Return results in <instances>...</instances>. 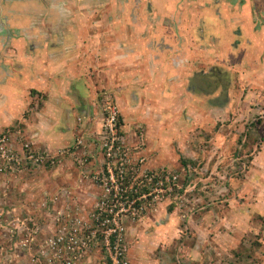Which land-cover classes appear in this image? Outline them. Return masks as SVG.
<instances>
[{
	"label": "crops",
	"instance_id": "1",
	"mask_svg": "<svg viewBox=\"0 0 264 264\" xmlns=\"http://www.w3.org/2000/svg\"><path fill=\"white\" fill-rule=\"evenodd\" d=\"M0 1L10 5L12 12L0 11V39L5 45L1 52L8 57H5L7 73L3 72L0 60V131L22 127L26 140L34 148L57 151L71 144L83 130L99 129L101 115L97 99L102 97L122 108L121 123L127 125L125 130L131 140L136 139L134 131L138 123L153 129L144 136L143 154L149 168L166 166L179 172L181 179H192L189 190L197 210L189 230L185 235L179 233L178 238L167 239L169 235L165 231L172 229L175 235V227L168 219L158 218L159 214H148L129 223L125 232L129 263L264 264V107L249 110L253 99L264 98L262 88L257 92L259 95L253 86L244 88L245 93L240 89L237 93L243 101L239 108H235L238 103L230 86L228 90L217 88L202 102L199 99L195 102L190 92L171 93L179 76L164 74L163 62L156 51H143L147 58L149 54V63L143 61L145 73L153 81L146 86L132 71L129 63L134 57L127 52V35L147 36L143 31L145 16L131 15L115 31L123 0ZM240 3L241 0H221L203 19L208 43L218 45L226 31L232 33V23L223 36L220 28L223 18L233 16ZM184 8L183 4L176 10L172 1L167 10L147 13L150 24L165 25L163 29L172 34L171 45L181 41L182 34H190L185 27L177 31L173 28L176 19L181 18L179 10ZM263 8L264 3L259 9ZM260 43H264V38ZM256 51L264 58L262 47L255 48L250 57H255ZM180 58L169 53L167 61L177 65L174 69L186 76L179 66ZM21 75L26 77V83L19 95L13 83ZM222 77L237 82L233 73ZM116 79L122 81L118 83ZM170 80L174 83L170 84ZM253 80L264 87V76L261 80L255 76ZM65 86L78 95L77 99L73 97L76 105H67L66 97H61ZM31 91L35 94L31 95ZM124 112L129 121L123 119ZM79 116L82 121L77 119ZM235 120L241 124L233 131ZM151 136L164 140L163 147L157 145L155 152H151ZM203 143L201 153L196 148ZM238 151L242 153L238 155ZM157 157L166 160L163 163ZM66 166L67 163L61 168L45 170L50 178L66 179L65 187L59 190L62 199L56 210L77 207L74 214L85 217L99 192L88 180L80 178L76 167ZM198 169L203 173L195 177ZM39 181L30 182L33 185L30 193ZM198 181L204 184L197 185ZM208 193L212 200L216 198L213 204L208 203ZM222 203L226 206L220 212L212 208ZM4 232L0 229V238ZM4 238L0 242L7 241ZM179 239H183L182 250H177ZM6 254L0 256V264H27ZM100 259V251L93 250L81 262L100 264Z\"/></svg>",
	"mask_w": 264,
	"mask_h": 264
},
{
	"label": "built area",
	"instance_id": "2",
	"mask_svg": "<svg viewBox=\"0 0 264 264\" xmlns=\"http://www.w3.org/2000/svg\"><path fill=\"white\" fill-rule=\"evenodd\" d=\"M100 110L104 117L102 131L88 137L92 144L87 151L81 139L52 151L34 148L22 127H6L0 132V176L51 170L70 160L80 178L99 192L85 217L74 214L77 207L66 206L51 218L45 217L53 230L45 227L46 234L41 236L35 225L27 233L31 240L19 239L28 251L29 245L35 244L30 259L34 264H82L93 250L100 251V264H128L127 225L156 211L162 203L171 204V198L178 200L177 174L147 165L141 125L134 131L136 139L128 140L118 107L107 99L100 104ZM16 233L24 236L23 232L9 230L10 238H17ZM38 235L41 239H37Z\"/></svg>",
	"mask_w": 264,
	"mask_h": 264
},
{
	"label": "rangeland",
	"instance_id": "3",
	"mask_svg": "<svg viewBox=\"0 0 264 264\" xmlns=\"http://www.w3.org/2000/svg\"><path fill=\"white\" fill-rule=\"evenodd\" d=\"M123 1H122V3H123ZM129 13L130 12L127 11L124 16H126V19L130 20V18L128 16ZM133 16H135L137 18L136 14ZM125 26H127V25H125ZM120 27H121V23L118 20V23H117L116 27L114 28L115 31H118V28L120 29ZM262 38H264V33H262ZM260 47L264 48V43L259 42L257 45H255L254 48L248 49L247 53L243 54L241 52L239 60H236L235 62H231V61L225 62V64H229L230 67L231 66L233 67L232 73L235 76H237L236 77L237 82L235 83L234 80H231V84H230L231 93H234V98H235V100H237L236 102L238 103L237 106H235V108H237V107L239 108V105L243 101L241 98H239L238 93H237L240 89H242V92H244L245 91V90H243L244 88H246L247 86H253L254 90L256 91V94H258L257 92H258V90H260V88H262V91H264V87L263 86L261 87V83L257 84L259 81L254 82V80H253L255 76H258V78L260 80L264 76V58L259 54L258 51H256L257 53H256L255 57H250L251 52H253L255 50V48H260ZM97 58L99 59V57H97ZM237 61H239V62H237ZM204 69L206 70V68H204ZM217 69L218 68H216L215 70H217ZM239 71L242 74V76H240L238 78ZM119 81L121 82L122 80L116 79L115 82L119 83ZM168 82L170 84L174 83L173 80H170ZM118 83H117V86L120 88L121 85ZM262 83H264V82H262ZM76 87L80 92L79 84H77ZM18 94L21 95L22 92L18 93ZM261 94L264 97V92ZM161 98H160V100H161ZM250 98H251V96H250ZM205 99H203V97H202L199 100L202 102ZM105 100H107V99H104L102 97L100 99H97L98 111H99V114L101 115V125H100L99 129L94 130V131L93 130H87V131L83 130L82 134L75 137L74 141H72L71 144H73L77 139H81V140H83L82 143L85 144V146H86L85 150L87 151V149L89 148V145L92 144L91 140H89L88 137L98 136L100 134V132L102 131L101 128H102V123H103L104 117L102 115V111L100 110V104L103 103ZM253 100L254 101L250 104L249 110H252L254 108L260 109V108L264 107V98L263 99L255 98ZM116 106L118 107L117 104H116ZM118 109H119V107H118ZM119 110L122 111V108ZM125 115L126 114L124 112L123 117ZM77 119L80 121L81 117L79 116ZM123 119L125 121H129L128 117L127 118L124 117ZM130 120H132V117H130ZM238 123H240L238 120L234 121L233 124L235 125V127H234L233 131L235 130V128L238 127L237 126ZM140 125H141L140 130L142 131V133H144L143 128H142V124L140 123ZM122 126H123L124 130L127 129V125L122 124ZM146 131H147V133L152 132L153 129L149 126V127H147ZM127 134H128V132L126 131V138L128 140H131V138L128 137ZM145 134H146V132H145ZM145 134H144V136H146ZM149 138H150V143H151V152L156 151L157 145H159V147H161V148L163 147L164 140L161 141V140H159V138H155L153 136H151ZM244 143H246V142H244ZM71 144H69V145H71ZM69 145H67V146H69ZM204 146H205V143H203L202 145H200L196 149L201 150V153H203ZM250 150H251V148H250ZM241 153H242V151L237 152L238 155H240ZM157 159L163 163L166 160V159L160 158V157H157ZM65 163H67L66 167H68L70 165L76 167V165L72 164L70 160L65 161L62 164V166ZM186 164H189V163L186 162ZM62 166H58V168L59 167L61 168ZM156 168H159V170L164 169L165 172H174L175 174H177V183H178V186L180 189H179V192L178 191L176 192L175 197L178 198V200L173 201V198H171V201H170L171 204L169 202H167L166 204L162 203V205H160L159 208L157 207L158 210L156 209V211H149L147 213L149 214V216H155V215L159 214L158 218L163 217L164 221H166L168 219L170 222H172L173 223L172 225L175 227V235H174L173 230L169 229L168 231H165V234L167 233V235H169L166 238L167 239L178 238L177 235L181 236L179 233L183 232L182 235H185L184 234L185 231L189 230L190 225H192L191 224L192 220H193L192 217L195 215L194 213L197 210L196 201H194L192 199V195H191L190 190H189V187L191 185L190 181L192 179L190 180L188 177H184L183 179H181L179 172L170 170L166 166H160V167H156ZM72 169H74V168H72ZM151 169H155V168H151ZM25 171H28V170H25ZM191 171L194 172L192 166H191ZM199 173H203V170L198 169V173L196 172L195 177H200ZM47 176L49 177L50 175H49V173L45 172L44 168L38 169L37 172L35 171L34 173L33 172H31V173L23 172L20 175L19 172H15L12 174H3L2 176H0V229H1V233L3 230H5L4 236L7 239V241H5L4 243H2V241L0 242V256L6 252L7 253L6 255H10L12 258H19L20 261L23 260L27 264H34L33 262L30 261V259H31V254L35 251V244H30L29 245L30 251H28V248L24 249V247H22L20 245L21 240H19V239L23 238V239L31 240L30 237L27 236V233H28V230H31L32 227H34L35 225L37 227H39L40 232L42 234L41 236L46 234L45 227L48 228L49 230H53V226L51 225L50 222H46L45 217L51 218V216L56 213V211H57L56 209L59 207L58 203L62 199V196L59 193V190H61L63 187H65L64 185H65V181H66V179L63 176H57L56 178H50L49 177L48 179H44V177H47ZM38 179H41V181H39L37 183V185H35V187L32 190V193H30L29 192V191H31L30 186H33L32 184H30V182L31 181L35 182ZM14 180L17 181L16 184H14ZM26 182H28V183H26ZM198 184H204V183L202 181H198L197 185ZM224 185H225V183H224ZM51 192L53 194H51ZM235 192L236 191H234V193ZM210 196L211 195L208 193V197L210 198L208 203L213 204L214 202H216V198L212 200ZM216 196L219 197L220 199H224L223 197H221V195H216ZM225 202L228 204L227 201H225ZM56 205H57V207H56ZM223 205H225V204L222 203L220 207L218 205H215L212 208H214V209H216V211L220 212L222 210ZM62 209H64V207ZM62 209H60V211ZM145 216H143L141 219L145 218ZM49 225H51V228ZM176 229H177V231H176ZM9 230L17 231V232H23L24 236L21 233H16L18 235L17 238L15 236L13 238V240H11ZM4 236L2 238H0V240H5ZM41 236L38 235L37 239H41ZM171 236H173V237H171ZM182 242H183V239L181 241L179 239V244H178L177 250H182V245H183ZM7 245L9 247V249H7V247H6ZM126 256L128 259L127 263L131 264V263H129L130 262L129 249H128V253Z\"/></svg>",
	"mask_w": 264,
	"mask_h": 264
},
{
	"label": "water",
	"instance_id": "4",
	"mask_svg": "<svg viewBox=\"0 0 264 264\" xmlns=\"http://www.w3.org/2000/svg\"><path fill=\"white\" fill-rule=\"evenodd\" d=\"M143 2H135L133 0H124L123 3L119 6V9H122L121 14L119 15L118 20L120 21L121 25L125 23L124 16L126 12H130L128 16L139 14L140 16H145V20L143 23V31L146 32L147 36L145 38H139L138 36H131L127 35L128 38V45L127 48L128 55H132L133 61L129 63L132 71L138 76L139 81H142L146 86H149L150 83H152V80H149L145 73L144 63L143 61H147L149 63V54L148 58L147 55L143 53V51L153 52L156 51L161 61L163 62V72L165 75H168L169 73H175L176 76H179L177 85L175 88L171 90V93L175 94V91H185L190 92L191 94V100L195 101L197 99H201L203 96L202 90L207 85V81L204 79L205 76H211L212 74L209 71L208 67L200 66L199 64L204 61L208 60L207 58H214L217 59L219 56V59L222 61L224 59L222 54L225 55L226 51L229 47H234L235 45L228 44L221 49H219L217 52H209L207 50H203V56L200 55L198 57V60L192 65L189 66L187 61L186 68L182 69L186 76L181 74L180 71L174 69V66L171 62H168V54L169 53H175L178 54L173 48V45H171L172 40V34L163 28H165V25H158V24H150L147 19V13H156L158 14L159 11L167 10L168 7L171 5L172 1L174 3V7L176 10L183 7V4L185 5L184 9L179 10V16H181L180 19H176V23L173 26L174 30H179L182 27L186 28V31L190 33L188 36V40L181 42L179 41L177 43V48H179L180 54L186 55V60L189 59V52L194 50L193 44L196 45L195 49H198L197 46L202 43L205 40V32L202 29V24L199 23V25H196V21H202L204 17V13L206 10L212 11L215 9V5L220 3L221 0H200L202 3H199V0H142ZM258 3L263 4L264 0H254L253 4H251V7L246 11L245 18L247 21V30H241V32L245 34V43H240L239 49L243 54L247 53L248 49H252L257 45L261 39H262V27H260L259 22L264 25V14L263 19L261 20H254V11L258 9ZM10 5H5L3 2L0 1V11H6L8 13H12L10 9ZM4 9V10H2ZM36 11H34L35 13ZM27 16L28 14L22 13V16ZM20 20V18H19ZM22 23V21H18ZM119 30V28H118ZM250 31L251 34L249 33ZM178 33V32H177ZM134 40V42L131 43V41ZM249 40V41H248ZM250 43L249 46H247V43ZM5 47L4 42L0 39V60L3 64V72L7 73L8 65L5 62V57L8 58L3 51V48ZM239 50L237 52H239ZM138 52L137 54H135ZM230 67V66H229ZM232 67V66H231ZM206 68V70L204 69ZM120 70H123L122 68H119ZM233 69V67H232ZM232 69H230L232 73ZM218 70V69H217ZM22 76V77H21ZM18 76L16 78V82L13 83L14 88L17 90L18 93L22 92V85L26 83V77L24 75ZM12 78H15V76H11ZM213 78V77H212ZM15 80V79H13ZM25 85V84H24ZM63 93L65 96L67 102V105H76L77 102L73 99L75 97L77 99L78 95L72 90L71 87L65 86L63 89ZM92 95V92L89 93V97ZM70 109V108H69ZM72 110V109H70Z\"/></svg>",
	"mask_w": 264,
	"mask_h": 264
},
{
	"label": "flooded vegetation",
	"instance_id": "5",
	"mask_svg": "<svg viewBox=\"0 0 264 264\" xmlns=\"http://www.w3.org/2000/svg\"><path fill=\"white\" fill-rule=\"evenodd\" d=\"M253 1L254 0H241V3L238 6L237 11H235L233 13V16H230L229 18H227V17L223 18V22H222V25L220 28V32H222V36H223L224 31L227 28H230V23L233 24L234 28L232 30V33H230V31L225 32L222 42H220L218 45L211 44V43H208L206 41L207 40V33L205 31L206 27L204 25H202L201 27L205 32V40L197 46L198 49H195L196 45L193 44L194 50L189 52V56H190L189 59L186 60L185 59L186 55L180 54L179 48H177V44L173 45L174 46L173 49L178 53V55H180V57H182V59L181 58L179 59L181 61V64L179 66H181L182 69L186 68L187 61H189L188 65L192 66L198 60V57L200 55L203 56V54H204L203 50L204 49L213 53V52H217L219 49L224 47L226 45V43H228V44L230 43L232 45H235L234 47H236V48L232 49L231 47H229L226 51V54L221 55L224 57V59L222 61L219 59V57H220L219 56L217 59L207 58L208 60H204L199 64L200 66L208 67L209 71L213 77V78L211 76H205L204 77V79L207 81V85L202 90L203 99L208 98V95H210L213 92H216L217 88H220L221 90H223V89L228 90L229 89V86L231 84V79L225 80V79H223L222 76L227 75V74H232V73L228 69L229 64H225V62L226 61L235 62L236 60L239 59V57L241 55V51L237 48H240L239 45L241 42L246 44L245 43V40H246L245 34H244V32L242 33L241 30H244V31L247 30V21L245 18V14H246V11L251 7V4H253ZM200 3H202V2H200ZM257 5H258V9L256 11H254L253 19L258 21V20L263 19L264 8H263V10H260L259 7L262 6V4L258 3ZM209 12H210L209 10H206V12L204 13L203 19L209 15ZM203 19H202V21H203ZM202 21L197 20L196 21L197 25H199V23L202 24ZM259 25H260V27H262L261 33H264V25L261 24L260 22H259ZM251 32L252 31H250L249 33L251 34ZM184 39L186 41L188 40L186 35L182 34V38L180 41L181 44L184 41ZM249 45H250V43L248 42L247 46H249ZM238 50H239V52H237ZM172 65L177 66L173 63H172ZM216 68H218V70H215ZM220 80H221V82H219ZM252 95L253 94H251V96ZM141 124H142V128L144 131V133H143V137H144V134H145L146 129H147V127H146L147 125L145 123H142V122H141ZM137 125H140V123H138ZM144 140H145V138H144Z\"/></svg>",
	"mask_w": 264,
	"mask_h": 264
},
{
	"label": "trees",
	"instance_id": "6",
	"mask_svg": "<svg viewBox=\"0 0 264 264\" xmlns=\"http://www.w3.org/2000/svg\"><path fill=\"white\" fill-rule=\"evenodd\" d=\"M34 94H35V92L31 91V95H34ZM119 119H120V115H119ZM120 121H121V119H120Z\"/></svg>",
	"mask_w": 264,
	"mask_h": 264
},
{
	"label": "bare ground",
	"instance_id": "7",
	"mask_svg": "<svg viewBox=\"0 0 264 264\" xmlns=\"http://www.w3.org/2000/svg\"><path fill=\"white\" fill-rule=\"evenodd\" d=\"M11 238H12V237H11ZM11 240H13V238H12Z\"/></svg>",
	"mask_w": 264,
	"mask_h": 264
}]
</instances>
